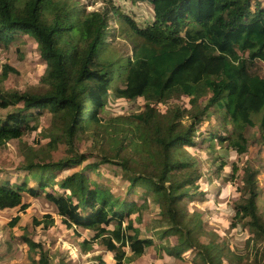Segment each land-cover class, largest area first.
I'll return each instance as SVG.
<instances>
[{"label":"trees","instance_id":"trees-1","mask_svg":"<svg viewBox=\"0 0 264 264\" xmlns=\"http://www.w3.org/2000/svg\"><path fill=\"white\" fill-rule=\"evenodd\" d=\"M103 1L105 7L89 10L77 0H0V44L8 45L20 34L32 38L46 64L41 90L10 94L0 88V149L38 130L45 111L50 118L43 137L49 141L46 152L39 153L63 154L54 161L30 150L17 167L26 172L23 178L14 183L0 179V210L23 211L29 206L25 194L43 195L68 228L94 233L80 242L82 250L98 244L114 254L117 264L140 257L149 247L178 257L193 249L194 264H264L260 170L233 164L232 177L239 174L241 182L233 225L241 222L249 235L245 253H237L217 233L209 232L208 242H202L206 235H194L199 222H189L194 215L183 202L200 177L182 148L208 143L206 148L214 149L218 142L241 155L249 152L254 136L264 144V75L258 66L264 62V7L256 3L252 10V0H149L154 21L140 27L119 13L113 0ZM113 15L135 37L132 56L123 61L105 54ZM14 70L5 65L1 80ZM111 92L128 100L142 97L145 108L108 117L104 109ZM183 97L189 106L180 102ZM212 116L221 131L197 135ZM87 140L99 145L100 155L80 151ZM91 158L97 160L80 168ZM101 166L114 167V172L121 167L126 195L85 172ZM71 168L77 170L57 179V170ZM29 175L34 177L31 185ZM150 202L158 205L157 221L165 227L154 233L156 239L142 237L135 225ZM132 213H137L135 219ZM51 216L34 224L48 228ZM19 220L16 215L9 226ZM172 235H177L176 243ZM21 240L35 253L31 264H52L42 242L28 235ZM164 240L158 246L156 241Z\"/></svg>","mask_w":264,"mask_h":264},{"label":"rangeland","instance_id":"rangeland-1","mask_svg":"<svg viewBox=\"0 0 264 264\" xmlns=\"http://www.w3.org/2000/svg\"><path fill=\"white\" fill-rule=\"evenodd\" d=\"M78 5L89 10L105 7L103 0H77ZM113 5L118 12L134 19L140 27H146L154 21L153 5L149 0H113ZM256 3L264 7V0H252V10H255ZM109 35L106 38L107 50L106 56L112 60L123 61L126 56H132L135 37L130 32L126 22L121 18L112 16L110 22ZM5 65H10L15 72H10L8 76L1 80ZM261 73L264 75V62L258 63ZM46 71V64L42 60L36 42L29 37L20 34L17 39L8 45L0 44V88L4 93H13L16 90H41L43 85V77ZM182 104L188 105V98L183 97L180 101ZM146 101L139 97L135 100H128L116 97L113 92L108 96L105 105L106 116H122L133 112H139L145 108ZM161 110H165L166 106L159 105ZM50 115L45 111L39 116L38 130L27 133L20 140L10 141L6 146L0 149V179H9L11 183L23 173L17 167L24 161L25 155L33 150L38 152L40 157H52L54 161H58L63 154L60 152L41 155L39 152H46V143L48 138H44L43 134L47 133L45 128L49 124ZM184 123H189V119L184 117ZM222 125L216 121V117L212 116L209 120H205L199 128V133H208L213 131H221ZM230 127V126H228ZM257 129H254L256 132ZM258 135V132H256ZM257 136L252 138L249 152L245 154H237L235 150L227 149L218 142H215L214 149H207L208 143L203 145L198 143L196 146H182L191 155V160L198 168L199 179L195 182V186L191 187V196L185 199L183 206L187 207L190 215H194L193 219L188 217L189 222L196 225L199 222L197 230L194 229V235H206L202 242H208L212 239L209 232L217 233L220 238L225 239L232 250L237 253H245V242L249 235L244 229L243 224L239 222L233 225L234 205L240 201L241 187L240 176L237 174L232 177L233 164L236 163L242 168L246 163L259 169V196L257 204L260 213L264 217V144L257 141ZM40 142L38 143V141ZM99 145L92 140L82 142L80 151L100 155ZM190 158V157H189ZM90 159L85 161L81 166L84 167ZM111 167V166H110ZM108 168L107 166L98 167L95 172L85 168V172L100 182L108 183L114 192L123 191L126 195L125 188L128 181L122 180V169L118 167ZM77 168L57 170V179L76 171ZM98 171L102 177L98 175ZM240 170L237 173H241ZM29 184H33L34 177L29 175ZM57 186L54 188L56 189ZM48 190H53L48 187ZM140 193V192H138ZM135 195V199L142 201L139 194ZM25 203L29 206L25 210L19 208L0 210V264H31L32 258L36 257L35 253L29 250V246L21 240L22 235H28L37 242H42L44 247L49 250L52 264H117L114 254L104 251L98 244H94L88 251L82 250L80 242L84 239H90L93 232L86 228H68L57 214L55 208L41 195L33 197L25 194ZM51 214L53 223L48 228H43L44 223L35 225L34 220H44V216ZM16 215L20 216V220L16 226L10 227L9 222ZM131 218L135 219L137 213H132ZM159 217L158 205L150 202V206L145 208L141 221L135 220V225L141 229L144 234L152 236L156 239L155 232L160 231L161 226L157 221ZM192 225V224H191ZM208 237V238H207ZM171 242L176 243L177 235L170 237ZM159 245L167 241H156ZM130 254V253H129ZM196 251L190 249L181 254L180 257L168 255L158 247H149L145 253L135 259H129L123 264H194L193 258Z\"/></svg>","mask_w":264,"mask_h":264}]
</instances>
